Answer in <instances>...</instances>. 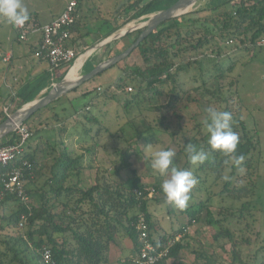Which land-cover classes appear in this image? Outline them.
Here are the masks:
<instances>
[{
	"label": "trees",
	"instance_id": "trees-1",
	"mask_svg": "<svg viewBox=\"0 0 264 264\" xmlns=\"http://www.w3.org/2000/svg\"><path fill=\"white\" fill-rule=\"evenodd\" d=\"M83 1L77 8V18L71 28L72 34L81 32L79 14ZM176 1L117 0L112 10V21H105V25L99 28L103 35L99 36L102 40L106 39L127 23L163 10ZM203 12L209 13L204 19L192 18V13H190L161 25L132 52V54L139 52L145 65L144 69L131 68L129 73L120 76L106 90L90 92V95L94 94V96L92 103L85 107L88 112L83 111L78 114L85 119L82 128L83 137L80 139L79 134L76 142L81 152L79 155H73L63 142L51 143L49 139L32 144L41 130L35 124L31 128L28 125L29 122L38 115L41 119L42 114L45 111L48 112L55 104L38 111L24 124L30 128L33 137L17 165L21 166L20 163L23 160L29 164V167L24 169V183L30 201L27 204L21 203L19 199L10 194L0 201V206L12 205L15 209L9 218L1 216V223L6 221V227L15 230L20 223H23L22 230L17 232L15 237L4 236L0 233V264H109L111 246L117 245L120 236L124 235L133 243L135 251L128 263L135 264L139 253L136 231L139 214L145 215L150 230V239L155 244L164 248L176 237V233H173L160 235L155 239L154 233L161 228L149 210L151 200L147 191L149 187L142 184L135 171H132L131 180L123 184L107 176L106 171H101L99 166H93L94 161L91 162V157L88 163L84 162L87 156L92 155L94 158L96 156L95 148L98 144L91 139L93 136L91 135L93 131L91 124H99V118L90 110L91 106L96 105L94 103L100 102L101 99H107L122 106L125 114L129 116L135 112L139 115H143V111L147 110L152 112L156 117L155 125L147 124L144 120L145 132L138 135L140 139L145 138L146 140L153 137L151 132L154 129H162L176 141L179 138L178 133L170 131L168 119L171 117L180 126V122L184 119L183 112L188 109V103L199 105L204 101L211 107L214 104L215 109L219 111H229L233 117L232 126L240 137V143L234 155L225 156L211 149L208 144L209 133H202L203 128L206 130L205 123L194 126L195 135L192 138L183 135L178 139L177 144L180 151H183L188 143H194L198 150L204 149L208 152V159L198 165L195 175L198 179L200 177L197 173H201L208 179L212 176L215 184L222 182V191L219 195L225 194L235 200L254 196L255 185L253 183L248 189H237L233 187L231 180L224 181V171L228 167L231 168L232 174L241 168L246 169L249 175L255 172L256 158L259 160V139L257 130L249 129L243 118L244 108L236 105L239 99L235 89L234 91L231 90L232 88L225 89L222 84L226 73L231 74L235 71V64L232 62L225 66L219 63V60L223 57L221 42L235 43L233 49H242L246 53L259 48L257 43L264 38V0H212L196 11V13ZM27 23L36 27L41 26L32 14L29 15ZM86 31L83 36L90 35L89 30ZM139 33L137 32L135 36L137 37ZM132 36L129 35L124 39H131ZM195 38H197L196 43L193 42ZM124 39L119 42H124ZM72 41L75 43L76 40ZM133 41L134 39H131L126 48ZM210 45L214 46V57L204 52V49ZM81 47L77 49L81 50ZM203 60L214 73L209 71L207 79H202L199 87L190 91L182 90L177 83L179 74L187 73L191 67L196 70L201 68ZM237 82L235 79L230 86H236ZM128 88L132 90L131 93L128 92ZM31 92L32 90L28 89L21 93V103L24 104L33 98ZM4 108L0 110V124L7 118ZM54 116L58 117L57 114ZM207 120L208 113L206 114ZM65 121L67 120L62 121V126L59 128V135L68 132V125L63 123ZM98 135L99 131L95 133V136ZM13 137L6 142H11ZM131 149L128 147L122 155L121 162L124 167L128 166ZM240 156L243 159L237 164L235 159ZM190 166L186 154L185 168ZM85 170H96V178L90 187L84 185L82 173ZM155 189L158 190L157 187ZM213 195L215 194L211 193L209 198L212 199ZM210 199L191 208L181 209L182 213L187 214L188 225L204 221L213 231V240L218 242L221 239H227L233 244L231 264H244L240 251L237 249V241L234 240L231 231L223 226L224 219L213 217L207 205ZM249 211L250 204H242L239 209L240 217ZM203 214L206 215L205 219H203ZM4 229L5 226L1 224L0 231ZM45 247L51 252L48 262H45L43 258ZM188 248V243L177 242L170 247L167 257L158 264H167L170 260L175 261L180 253ZM195 254V264H200V261H203L201 264L217 263L213 255L208 256L202 252H195Z\"/></svg>",
	"mask_w": 264,
	"mask_h": 264
},
{
	"label": "rangeland",
	"instance_id": "rangeland-1",
	"mask_svg": "<svg viewBox=\"0 0 264 264\" xmlns=\"http://www.w3.org/2000/svg\"><path fill=\"white\" fill-rule=\"evenodd\" d=\"M66 1L67 0H23V3L28 8L29 14L35 16L39 22H46L51 15H54L64 7ZM116 2L117 0L89 1L86 6L88 14L83 19L81 17L82 20L79 27L81 32L72 35V39L74 41L76 40L74 45L77 47L82 46V49L79 50L78 57L104 40L99 36L101 34L100 29L105 25L106 20L112 21V10ZM208 15L209 13H196V11H194L192 12L191 17L204 19ZM87 29L89 30L90 35L87 37L84 36L85 38L79 37L78 34L81 33L82 36L85 35ZM16 35L17 34L13 30L12 25L3 18H0V51H8V44L10 42L8 37L11 36L12 38H15ZM135 35H137V32L133 33L132 40L137 38ZM131 39H124V42H119L120 40L114 42L115 44L113 43V45L109 47L112 48L119 44V48L117 50L114 49L111 55L122 53ZM85 40H87V43ZM196 40L197 38H195L193 42L196 43ZM216 41L219 42L218 40ZM234 44L232 42H221L223 57L219 60V63L228 66L230 63L234 62V60L229 57L235 50L233 49ZM211 46L212 45L206 47L204 52L206 55L214 57V46ZM202 62L203 65L201 68L198 67L199 69L196 70L191 67L187 73L182 72L179 74L177 83L182 90L190 91L199 87L202 79H207L209 71L214 73V71L206 65V61L203 60ZM252 62L253 61L248 60L243 64L244 66L239 68L237 73L236 70L231 74L226 73V76L222 81L225 89L232 88V91L235 89L236 96L239 99L236 101V105L237 107L246 110H243V118L249 129L254 128L257 130V136L259 139V160L256 158L257 165L255 172H251L249 175L246 169L241 168L232 174L230 167L224 171V181L231 180L234 188L248 189L252 187L251 183L255 185L254 196H249L242 200H235L225 194L219 195L222 191L223 184L222 182L215 184L212 176L208 179L201 173H197L200 177V179H198L195 175V170L198 166L193 167L191 165L190 167L185 168L186 153L184 150L180 151L177 141L183 135L192 138L195 135L193 127L206 122V114L208 113L207 109L211 107L207 102L203 101L199 105L188 103V109L183 112L184 119L180 122V126L178 125V122L171 117L168 119L170 122V131L178 133L179 138H177L176 141L162 129H154V131L151 132L153 137L148 140L145 138H139V133L145 132L146 129L144 120L147 124L155 125L156 123L155 115L148 110L143 111V115H139L138 112H135V114L129 116L128 114H125L122 106H118L116 103L110 102L107 99H101L98 103L96 101L94 103L96 105L91 106L90 112L99 118V124H91L93 129L91 133L93 136L91 139H94L98 146L95 148L97 151L95 158L92 155L87 156L84 162L88 163L87 161L91 157V162L94 161L92 164L93 166H99L101 171L105 170L107 176L116 179L118 183H128L133 177L132 171H135L136 176L140 178L142 184L149 188H158V190L155 189L156 192L149 203V209L151 213L155 214L157 224L161 228L154 233L155 239L164 234L176 233V236L178 234H183L184 238L182 239V243L189 244L187 250L182 251L175 261L170 260L168 264H195V252H202L208 256L213 255L217 260L216 264H231L233 261V244L227 239H221L218 242L213 240V231L204 221L189 226L187 214L182 213L181 209L167 202L160 187L165 177L161 176L151 168V158L153 153L162 149H170L174 151L176 153L174 165L179 168L191 170L198 181L189 193L190 200L185 208L196 206L202 201L206 202L210 199L209 197L211 193L215 194L207 205L214 218L224 219V228H228L233 234L234 240L237 241V249L240 251L242 263L264 264V64H251ZM144 66L139 52L136 51L133 54L131 53L128 58L116 66L93 78V83L98 86L93 90L102 92L112 86L120 76L129 73L131 68L144 69ZM237 75L239 78L236 86H230L231 83H234ZM129 89L130 88H128V92L131 93L132 90L130 89L129 91ZM81 92H86L87 95L89 93L88 89H84ZM93 96L94 95H92V99ZM66 101L67 102L61 101V103L56 104L49 109L48 112L45 111L39 121H37L38 117H40L38 115V117L29 122L28 125L31 128L34 127V124L36 127L42 126L46 133L44 136H40V133L33 141L34 144L37 141H47L49 139L51 143L54 141H56L57 144L63 142L64 139L59 136V128L62 126V121L69 119V113L63 112H70V105L68 104V100ZM212 107L216 108L214 104H212ZM1 108L2 107H0V110H2ZM62 108L66 109L63 110ZM83 111L88 112L86 108L80 109L75 113L76 117L74 116L72 118H77L76 122L80 125L78 124L73 128H68L70 134L71 132L74 134L77 133L78 136L80 134V139L83 137L82 128L85 119L78 114H81ZM54 114H57L58 117H55ZM51 131L53 134H51ZM98 131L99 135L95 136V133ZM206 132L207 131L203 128L202 133L206 134ZM48 135H50L49 138H47ZM76 145H73L71 142L66 144L73 155H79L81 153ZM128 147H131L132 149L130 150L128 158V166L124 167L121 158ZM87 174H91V177L93 178L96 176V170H90V172H86V175ZM244 203L250 204V211L240 217L239 209ZM14 210L15 209L12 205L9 207L8 205L4 207L0 206V225L3 224V226H5L4 231H0V233L4 236L15 237L17 236V232L23 228L17 227L15 230L13 228H7L6 221L1 223V216L9 218ZM205 217L206 215L203 214V219H205ZM2 249L4 248L2 247ZM201 263H203V261H200V264Z\"/></svg>",
	"mask_w": 264,
	"mask_h": 264
},
{
	"label": "crops",
	"instance_id": "crops-1",
	"mask_svg": "<svg viewBox=\"0 0 264 264\" xmlns=\"http://www.w3.org/2000/svg\"><path fill=\"white\" fill-rule=\"evenodd\" d=\"M67 1L64 7L58 12H56L54 15H51V17L46 22H40L41 26L46 25L50 23L51 21H53L55 18H57L60 15V13L64 10L67 4ZM89 1H92V0H84L82 2L81 4L82 9H81V13L79 14V18L81 16L83 19L87 16L88 11L86 10V6L88 5ZM12 28L16 32L13 25H12ZM78 35L81 38L87 37V36L82 37L81 33ZM8 40H10L8 44V51H0V64H1L0 66V105H2V108L5 105L6 107L8 106L11 113H13L15 110H17L20 107V105L23 104L21 103L22 101L20 99L21 93H24L25 90L30 89L32 90L31 94L34 99L42 98L52 86L59 83L66 76L69 68H64L65 67L64 66L59 69L52 70V68L48 65V63H46L43 60L37 59L34 56L33 52L35 51V49L37 48V46L39 45L41 41V35L39 33L29 36L27 42H22V43L19 42L17 40V35L15 38H12L11 36H9ZM85 42L87 43V40H85ZM108 47H105V49L103 48V50L101 49L97 51L95 54H92L91 56L86 58L84 60L83 66L79 68L76 76H82L84 74H88L98 64L104 61H107L108 59L116 56V55H111V54L114 49L117 50L119 48V44L115 45V47H112V48L110 47L108 48ZM230 57L234 60L233 63L236 66L235 67L236 73L239 71V68L244 66L243 64L246 63L248 60L253 61L251 64H254V63L264 64V50L261 48H256L249 53H246L242 49H239V50L235 49L232 52V55H230ZM7 58H8V61H6ZM238 78L239 76L237 75L236 76L237 81H238ZM93 80L89 82L88 81L85 82L84 83L85 85L83 84L84 86H80L76 88L75 90L64 95L62 98H60L56 102L52 103L56 105V104L61 103V101L67 102L66 100H68V104L70 105V112L68 111H63V112L69 113L68 115L69 119H67V121L63 123L65 125H68L69 129L79 124L78 122H76L77 118L72 119L74 116L76 117L75 113L78 110L83 109L86 106L90 105V103L92 102V95L94 94L90 95L91 94L90 92L93 89L98 87L93 83ZM84 89H88V92H89L88 95L86 94V92L84 93L81 92ZM62 109L64 110L66 108H62ZM39 120H40V117L37 119V121ZM38 129L41 130L40 136H44L46 134L44 127L40 126L38 127ZM69 129L67 133L60 134L59 136L60 138L64 139L63 140L64 144L71 142L73 143V145H76V141L79 136L77 133L74 134L71 132L70 134ZM51 134H53V132ZM49 137L50 135H48L47 138ZM38 142L40 141H37L36 144ZM32 144H34V142ZM86 172H90V170L89 171L85 170L82 173V176L85 182L84 185L87 187H90L94 183L96 176L93 177L94 178L93 180V178L91 177V174L86 175ZM152 217L154 220H156L154 213H152ZM134 253H135L134 245L130 241V239L126 237L125 235L121 236L117 245L111 246L110 253H109V259H110L109 264H129L128 262L130 258L134 256Z\"/></svg>",
	"mask_w": 264,
	"mask_h": 264
},
{
	"label": "built area",
	"instance_id": "built-area-1",
	"mask_svg": "<svg viewBox=\"0 0 264 264\" xmlns=\"http://www.w3.org/2000/svg\"><path fill=\"white\" fill-rule=\"evenodd\" d=\"M81 1H68L60 15L46 25L36 27L26 22L21 26H14L19 42H27L29 36L36 33L41 35V41L34 56L48 63L52 70L68 65L78 58L79 50L72 41L71 28L75 24L77 8ZM257 45L264 50V38ZM4 112L7 116L10 115L8 106L4 108ZM32 137L33 133L30 128L23 124L16 129L11 142L0 145V201L8 194L15 196L21 203L27 204L30 201L24 183V169L28 168L29 164L24 160L20 163L21 166L17 164L25 154ZM147 191L149 198H152L156 192L154 188H148ZM18 227L22 228L23 223H20ZM136 231L139 253L135 264H158L167 257L170 247L183 241L184 238L183 234H178L164 248L155 244L150 239V230L144 214L138 215ZM50 257V250L43 248L44 261L48 262Z\"/></svg>",
	"mask_w": 264,
	"mask_h": 264
},
{
	"label": "water",
	"instance_id": "water-1",
	"mask_svg": "<svg viewBox=\"0 0 264 264\" xmlns=\"http://www.w3.org/2000/svg\"><path fill=\"white\" fill-rule=\"evenodd\" d=\"M211 1L212 0H177L163 10L144 15L127 23L91 50L80 55L74 62L65 65V67L63 66L64 68H69V70L59 83L52 86L42 98H32L25 102L17 110L7 116L6 120L0 124V145L11 139L14 136L16 129L30 120V118L38 111L47 108L67 93L80 87L85 82L92 80L95 76L99 75V73L112 67L115 63L128 58L130 54L137 49L145 39L155 33L161 25L194 11H198ZM136 32H140L137 38L120 55L102 63L88 74L76 76L86 58L105 47L112 46L114 42L121 41ZM74 71L76 72L74 73Z\"/></svg>",
	"mask_w": 264,
	"mask_h": 264
},
{
	"label": "clouds",
	"instance_id": "clouds-1",
	"mask_svg": "<svg viewBox=\"0 0 264 264\" xmlns=\"http://www.w3.org/2000/svg\"><path fill=\"white\" fill-rule=\"evenodd\" d=\"M0 18L13 26H21L29 20V11L23 0H0ZM207 112L208 120L205 122V127L209 133L208 144L211 149L225 156L234 155L240 137L232 126V114L214 107H209ZM184 151L193 167L203 164L209 155L204 149L198 150L194 143H188ZM175 156L176 153L170 149L156 151L151 158V168L165 177L160 187L167 202L184 209L190 200L189 193L198 181L191 170L174 165ZM242 159V156L236 157L235 162L238 164Z\"/></svg>",
	"mask_w": 264,
	"mask_h": 264
},
{
	"label": "bare ground",
	"instance_id": "bare-ground-1",
	"mask_svg": "<svg viewBox=\"0 0 264 264\" xmlns=\"http://www.w3.org/2000/svg\"><path fill=\"white\" fill-rule=\"evenodd\" d=\"M123 52H124V51H123ZM120 54H121V53H120ZM120 54H118V55H120ZM118 55H116V56H118ZM116 56H114V57H116ZM114 57H112V58H114ZM112 58H110V59H112ZM110 59H108V60H110ZM108 60H107V61H108ZM104 62H106V61H104ZM104 62H102V63H104ZM121 62H122V61H121ZM102 63L98 64L97 66L101 65ZM119 63H120V62L115 63L114 65H112V67L115 66V65H117V64H119ZM97 66H96V67H97ZM96 67H95V68H96ZM95 68H94V69H95ZM110 68H111V67H110ZM110 68H108V69H110ZM94 69H93V70H94ZM108 69H106V70H108ZM93 70H92V71H93ZM106 70H104V71H106ZM104 71H103V72H104ZM75 72H76V71H74V73H75ZM103 72H101V73H103ZM101 73H99V75H100ZM97 76H98V75H97ZM95 77H96V76H95ZM95 77H94V78H95ZM82 85H83V84H82ZM82 85H81V86H82Z\"/></svg>",
	"mask_w": 264,
	"mask_h": 264
}]
</instances>
